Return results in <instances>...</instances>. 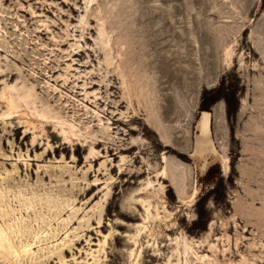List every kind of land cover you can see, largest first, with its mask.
I'll return each instance as SVG.
<instances>
[{
    "label": "rangeland",
    "instance_id": "rangeland-1",
    "mask_svg": "<svg viewBox=\"0 0 264 264\" xmlns=\"http://www.w3.org/2000/svg\"><path fill=\"white\" fill-rule=\"evenodd\" d=\"M0 202L21 264H264V0H0Z\"/></svg>",
    "mask_w": 264,
    "mask_h": 264
},
{
    "label": "bare ground",
    "instance_id": "bare-ground-1",
    "mask_svg": "<svg viewBox=\"0 0 264 264\" xmlns=\"http://www.w3.org/2000/svg\"><path fill=\"white\" fill-rule=\"evenodd\" d=\"M53 71V69H52ZM50 71V72H52ZM18 75V73H13V71H9L5 74V77L10 78V80H13L16 76ZM8 107L9 109L13 110L14 109V114L18 113L19 107H17L14 103H12L11 100H8ZM9 116H12V113L8 114ZM44 118V117H42ZM210 118L211 115L210 113L204 112L203 113V121L202 124L200 126L202 134H203V139H208L209 138V126H210ZM211 127V126H210ZM74 136V134L72 135ZM67 140H69V138H67ZM100 143H102L101 141L99 143H97V145H100ZM93 151H92V155H93ZM228 169V168H227ZM165 174V173H164ZM165 176H167L165 174ZM33 203H29V206H27L26 208V212L28 213L30 211V209L33 208ZM1 202H0V223L1 221L3 223L7 222V219L9 218V214L5 211V210H1ZM10 220V219H9ZM39 233H37L35 235V239H39ZM13 238L8 236L7 233H5V230L1 229V224H0V256L1 259L4 260V262H8L9 264H13V261L16 264H21L19 262H21L20 260H22L23 258L30 256V255H34V253H32L33 250V244L31 243H27L22 245L19 249L15 247V245H13Z\"/></svg>",
    "mask_w": 264,
    "mask_h": 264
},
{
    "label": "trees",
    "instance_id": "trees-1",
    "mask_svg": "<svg viewBox=\"0 0 264 264\" xmlns=\"http://www.w3.org/2000/svg\"><path fill=\"white\" fill-rule=\"evenodd\" d=\"M223 98H225V95H223V89L221 88L214 89L210 92H205L202 97L201 110L209 111L213 105Z\"/></svg>",
    "mask_w": 264,
    "mask_h": 264
}]
</instances>
